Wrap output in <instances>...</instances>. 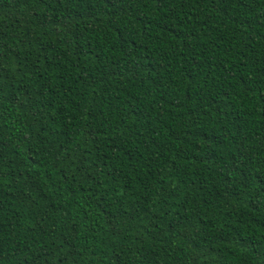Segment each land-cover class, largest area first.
Returning a JSON list of instances; mask_svg holds the SVG:
<instances>
[{
  "label": "trees",
  "instance_id": "1",
  "mask_svg": "<svg viewBox=\"0 0 264 264\" xmlns=\"http://www.w3.org/2000/svg\"><path fill=\"white\" fill-rule=\"evenodd\" d=\"M0 264H264V0H0Z\"/></svg>",
  "mask_w": 264,
  "mask_h": 264
}]
</instances>
